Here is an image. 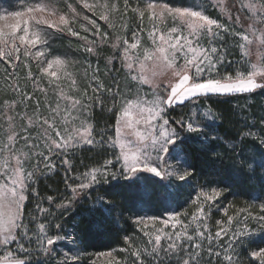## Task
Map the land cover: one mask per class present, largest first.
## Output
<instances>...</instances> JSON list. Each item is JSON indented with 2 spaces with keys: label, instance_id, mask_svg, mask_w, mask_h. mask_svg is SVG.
Masks as SVG:
<instances>
[{
  "label": "snow or ice",
  "instance_id": "6c2138e0",
  "mask_svg": "<svg viewBox=\"0 0 264 264\" xmlns=\"http://www.w3.org/2000/svg\"><path fill=\"white\" fill-rule=\"evenodd\" d=\"M83 6L93 13L101 9L100 18L105 21H110L112 15L120 13L119 4L109 0H105L103 4H89L84 0ZM68 7L75 12L71 4ZM129 7V0H124L125 13ZM221 7H223L222 0ZM243 9L248 10L250 23L244 32H240L231 26L241 23L240 15H236L233 20L232 15L229 14L228 24H225L220 19L206 14V9L199 5L176 7L164 0H138L137 5L131 10L141 20V27L131 31V40L127 36H118L116 42L112 44L115 53L108 60L113 66L114 61L119 60L127 72V77L135 82L134 88L128 89V96L121 94L117 81L113 82L114 88H105L100 81L97 66L92 73L93 82L88 85L92 89V96L88 95L87 89L79 98L60 90L55 107L51 102L48 103L47 115L41 114L40 101L36 100L34 116L27 117L28 127H22L23 134L17 131L11 122L9 123L7 142H0V264H51L53 258H59L56 245L61 241L70 240L74 246L83 243L76 235L78 224L72 225L71 235L67 232L61 235L63 226L60 223L55 225L57 231L54 234H49L50 225L45 223H38L36 229H30L29 224L38 220L35 215L29 223H25L28 189L34 183L36 172L41 170V164L44 169L55 170L54 157H63L62 164L69 166L65 170L67 176L71 170L69 153L74 149L84 145H88L91 149L105 143L109 148L118 149L114 153V159L105 160L101 167L87 169L80 175L74 176L72 182L66 178L65 185L70 195H66L64 201L57 203L53 197H48L49 205L55 204L56 209H62L64 213L83 199L85 190L111 184L113 181L116 182L113 186L116 194L121 196L128 194L135 198L134 203L150 197L157 185L166 187L162 182L173 176L180 181L188 182V178L195 172V167L187 162L188 145L207 144L219 139L218 136L213 135L218 131V127H214L217 124L216 114L210 106L203 112L197 106L201 97L207 100L212 96L254 93L257 89L264 91V57L259 58L257 63L247 64L244 70L238 66L234 73L220 70L225 62L226 49L222 44L218 45L217 41H224L226 35L232 36L234 40L238 38L237 46L241 51L242 59L249 55L248 45L254 42L249 32L255 35L260 31L261 34L255 36V40L259 41L260 45H264V0H246L240 3L238 11ZM33 13L41 15L37 17L32 15ZM44 13L56 14L55 8L44 0L30 4L23 11L7 13V16L16 18V23L5 25L7 31L0 28V61L15 69L23 49L25 57H31L40 65L41 74L59 79L58 73H60L71 81V89L78 91L76 79L67 71L69 65L66 59L57 57L46 60L47 53L43 48L47 44L48 33L40 25L61 31L66 28L73 36H79V33L69 26V20L65 15L59 16L60 24L64 26L60 28L45 19ZM145 16L151 22V29L148 31L150 47L144 46L140 38ZM5 18L4 14H0V20ZM169 18L173 21V26L166 29L161 27V23ZM84 19L87 20L88 17L85 16ZM89 22L96 27L95 21ZM257 24L261 25L260 29H257ZM109 26L114 27L111 23ZM85 31L88 29L85 28ZM97 32H99L98 28ZM107 35L105 33L101 38L102 43L107 41ZM205 37L207 43L203 44L202 40ZM38 45L41 46L40 49L33 53L32 49H36ZM85 51L93 54L95 43L89 42L85 46ZM45 60L46 67L43 66ZM149 62L147 71L150 75L145 74V67ZM54 65L57 71H50ZM137 68L138 74H136ZM28 77L38 86L37 78L32 77L30 71ZM157 77H167L168 83L162 85ZM145 84L151 87V92H143ZM49 86L60 87L58 84L54 85L53 81H49ZM11 87L20 97V103L33 99L32 94L22 93L18 84ZM39 90L45 91L43 88ZM105 91L113 97V107L108 111L114 112L116 117L115 137L109 135L105 140L104 134L101 133L100 139L97 140L93 134L94 128L89 123L88 114L96 106L103 109L104 100L101 97ZM185 101H191L194 106L190 114L186 117L181 115L178 119L171 118L168 113L177 105H183ZM117 104H119L118 110ZM5 105L14 108L17 101L15 99L11 103L6 101ZM134 113L138 117L135 123H143L145 126L143 133H136L140 141L137 147H132L130 142L125 141L122 133L123 128L133 126ZM11 120L12 118L9 117V121ZM261 123L264 124V118H261ZM33 127L37 129L35 135L30 131ZM242 135L250 136L253 133L249 131ZM33 159L36 160L34 165L31 164ZM252 164L264 169V152L259 154V159L253 158ZM26 165L32 170H28ZM249 170L254 171V168L249 165ZM144 173L151 175L145 176ZM121 180L124 183L121 184ZM224 191L225 188L218 186L211 187L210 191L207 184L201 186L190 201L192 205L197 206V212L193 214L188 224H183L177 219L176 223L171 224L173 229L171 232L165 229L169 227V220L178 217L179 213H169L168 220L160 219L164 227L155 229L154 235L152 231L145 229H148L149 221L155 222L159 218L137 216L135 222L137 225H144L141 231L148 237V245L151 247L136 248L131 252L135 257V264H144L145 256H151L154 264H164L165 259L170 264L173 256L178 258L177 264H199L203 242H208L207 252L211 258L214 252L213 241H224L225 237H227L226 243L215 245V248L220 249L215 251V257L219 258L223 254L225 264H240L237 245L242 246L245 241H252L255 235L254 230L249 227V219L255 221L260 231L264 233V203L260 204L259 215L247 212L242 219L228 216L227 227L224 226V221L218 220L219 227L213 236L207 223L204 222L206 219L204 205L208 204L210 208L224 195ZM33 192L38 195L34 189ZM97 207L102 209L103 213H108L109 201L105 197L98 199L97 206L93 207L89 219L85 221L86 229L98 227V223L91 219ZM36 211L40 216H44L49 209L37 204ZM224 213L227 215V209H224ZM237 215L239 216L240 213ZM234 224L235 229L232 227ZM178 225H181V230H177ZM193 225L194 230L190 233ZM164 240H167L166 246L162 242ZM125 243L132 247L127 236ZM12 245H15V249L11 247ZM41 253L46 259H37L34 262L33 255L39 257ZM246 255L251 258L249 264H257V262L264 264V247H258V250L254 247ZM79 259L78 253L67 248L59 264H72Z\"/></svg>",
  "mask_w": 264,
  "mask_h": 264
},
{
  "label": "rangeland",
  "instance_id": "374dc122",
  "mask_svg": "<svg viewBox=\"0 0 264 264\" xmlns=\"http://www.w3.org/2000/svg\"><path fill=\"white\" fill-rule=\"evenodd\" d=\"M36 2H39V0H0V14H4L6 18L4 20H0V28L7 31L5 28V25L16 23V18L7 16V13L12 11H23L24 8L29 6L30 4H34ZM46 3H50L52 7L55 8L56 14L55 15H48L47 13H44L45 19L51 21L53 24L58 25L60 28H64L63 25L60 24L59 16L65 15L66 18L69 20V26L73 29V31L78 32L79 36H73L71 35L66 28H64L63 31L57 30V28H49L47 25H40L41 28H43L47 33V44L43 48V50L47 53L46 60L47 59H54V58H62L66 59L68 61V68L67 71L71 72L73 77L77 81L76 89H71V81L67 78H65L62 74L58 73L60 76L59 79L55 77H50L47 75H43L40 73L39 68L40 65L37 63L36 60L32 59L31 57H25L23 55V49L20 53V60L17 62L18 66L13 69L11 65H6L4 62L0 61V142H7V135H8V125L11 122L17 131H20L22 133V127H28L27 123V117L34 116V108L36 105V100L38 99L40 101V109L42 115H47V105L49 102H51L52 106L55 107V103L57 100V94L60 90H63L66 94L73 95L74 97L79 98L80 94L84 92L85 89L88 91V95L92 96V89L88 87L90 83L93 81L91 80L92 73L95 71L97 66L99 67L100 63L103 62L102 66L106 67L109 73L104 71H100L99 67V76L100 81L104 84L105 88L113 87L114 88V81L119 82L120 92L123 96H128V89L134 88L135 82L130 81V79L127 77L126 70L122 67L119 60L114 61V67H111L108 63V60L114 55L115 49H113L112 44L116 42L117 37H125L129 40H131V31H136L141 27V20L135 14L131 9L135 7L138 3V0H129L130 7L127 10V12H124V0H109V2H115L119 4L120 7V13L114 14L111 16L110 21H105L100 18L101 9H97L95 13L89 11L88 9L84 8L83 3L84 0H44ZM89 4H96L100 3L103 4L105 0H86ZM246 2V0H222L223 7H221V0H188L187 3H183V5H180L178 3H169L171 6H190V5H199L206 9V14L210 15L213 18H218L222 23L228 24V16L229 14L232 15L233 20L235 19L236 15L241 16V23L238 25H231L232 27H235L237 31L244 32L250 21L248 20V16L250 15L248 13L247 9L239 10L240 3ZM71 4L72 8L75 9V12L72 11L68 7V5ZM32 15H35L39 17L40 13H33ZM87 16L88 19L85 20L84 17ZM26 18V17H25ZM89 21H95L96 27H93V25ZM114 25V27H110L109 24ZM126 27H123V26ZM163 28L171 27L173 26V21L171 18H169L166 22L161 23L160 25ZM257 29L261 28V25H256ZM85 28L88 29V31H85ZM97 28L99 29V32H97ZM151 29V22L147 19V16H145L143 20V32L140 33V38L144 42V46L150 47L151 41L148 39V31ZM107 33V41L103 42L101 41V38L104 36V34ZM250 37L253 38V43L248 45L249 49V55L247 57L241 58V51L239 47L237 46L238 38L234 40V38L230 35H226L224 41H217V44H222L223 48L224 42L228 43L230 41V48L232 47V50L234 52H231L228 54V51L226 49L225 54V62L221 66L220 70L221 72L228 70L230 72H235L238 66L241 67V70H244V68L247 66V64L250 63H257L258 59L261 57H264V45H260L259 41L255 40V36H259L261 33L260 31H257L255 35H253L251 32L248 33ZM68 38L66 41V45L60 46V42L63 41L61 38ZM89 42L95 43V51L93 54H89L87 51H85V46ZM203 44L207 43V38L205 37L202 40ZM40 45L37 46L36 49H32L33 53L36 50L40 49ZM142 51V49H141ZM45 59V58H42ZM46 60L45 64L43 66L46 67ZM106 66H105V65ZM110 66V67H109ZM150 66L146 65L145 67V74L150 75L148 73L147 69ZM112 68V69H111ZM102 70V69H101ZM29 71L32 74V77L37 78V85H34L33 80L28 77ZM50 71H57V67L54 65ZM139 73V69L137 68L136 74ZM42 77V79H41ZM161 84H167L168 78L167 77H157ZM49 81H53L54 85H59V88H56L54 86H49ZM18 84L21 92H26L28 94L33 95V99L26 101V103H20V97L13 91L11 85ZM45 89V91H40L39 89ZM84 88V90L82 89ZM151 87L148 84L143 85V92H151ZM134 94V93H133ZM102 97L108 98L110 101H113V97L110 93L105 91L102 94ZM15 99L17 101V105L14 108L6 107L5 102L8 101L11 103V101ZM119 99V98H117ZM110 108L113 107V102L109 104ZM119 108V104H117V110ZM109 109V108H108ZM193 109V108H192ZM192 111V110H191ZM201 112L204 110L200 109ZM109 112V111H108ZM9 117L12 118L11 121H9ZM89 123L92 124L94 128V136L97 140L100 139V134H104V139L107 140V137L110 135L107 131H101L98 132L96 130L95 122L93 121L90 112L88 114ZM138 117L136 114H133L132 120H133V126L131 128H123V139L125 141L130 142L132 147H137L140 145V141L136 135L137 132L143 133L145 131V126L143 123L136 124L135 120ZM116 119V117H115ZM79 121H77V124ZM31 134L35 135L37 132L36 128L30 129ZM115 137V126H114V132L111 135ZM18 146H20L18 144ZM83 147H89L88 145H84ZM83 147H79L75 150L81 149ZM92 148H99L106 152L105 159L102 160V162L95 166V167H101L104 164V161L107 159H114V153L118 151V149H112L107 146L105 143L104 145H96ZM70 154V153H69ZM62 159L63 157H54L53 162L55 163L56 167L55 170L51 169H44L43 164H41V170L36 172L35 176L42 175L45 172L48 171H57L59 166H62ZM36 163V160L33 159L31 161V164L34 165ZM170 163L175 164V161H170ZM26 167H28L26 165ZM93 168V167H91ZM28 170H32L31 167H28ZM180 170H183V167H180ZM83 173V172H82ZM81 173H75L72 174V176L69 179V182H72V178L74 176L80 175ZM145 176H150L151 174L144 173ZM110 179V178H109ZM159 179V178H156ZM35 181V177H34ZM123 181V180H121ZM78 182V181H77ZM115 182V181H113ZM35 183V182H34ZM34 183L32 184L31 188L28 189V199L30 194L33 193L32 187H34ZM164 185H166V192H175L180 183H185L184 181L178 180L175 176L168 178L162 182ZM201 185L193 187L192 192L190 193L189 197L186 201H184L183 207H176L175 205L169 206L166 204L164 205V208L161 210L162 212L160 214L151 213L145 210L139 211L136 215L132 217V222L135 225V235L133 242H130L132 247H129V244H125L126 246L121 247L118 250H108V251H102L92 254L88 257L87 262L90 264H117V261L119 264H129L131 262H135V257L131 255V252L135 250L136 248H145L148 247L150 249V245H148V237L144 235V232L141 231L142 228H144V225H137L135 222V218L137 216H156L159 219H157L155 222L149 221L148 222V231H152L153 235L155 234V229L157 228H163L164 226L160 223V219L168 220L169 213L176 212L180 215L178 217H174L173 219L169 220V227L165 229L168 232L173 231L171 228V224L176 223V220L182 221L183 224H188L189 221L192 219V216L194 213L197 212V206H194L191 204V199L195 196L196 191H199ZM89 190H85L84 193V199L88 198L87 193ZM210 191V189H209ZM70 194V193H69ZM166 197V195H164ZM33 197H35L33 195ZM66 197L62 199L55 200L57 203H60L65 200ZM203 200V198H201ZM219 200V199H218ZM29 205V209L26 210L25 208V223H29L32 220V216H29L30 210H33L34 212L38 213L36 211L37 204H40L42 207L49 209V212H51L52 209H56L55 204L49 205L48 198L45 199L43 203L33 202V201H26ZM264 203V193L262 195V198L259 199L256 197V199H253L250 201V203H241V204H226L222 203L220 205L219 201H216L214 204L211 205L209 208L208 204L204 205V210L206 213V219L204 222L207 223V226L211 232V234L214 236L215 232L218 230L217 221L222 220L225 222L224 226L227 227V217L233 216L234 219H242L243 215H245L247 212H251L253 215H259L260 214V204ZM72 207H74V204L68 208L67 212L64 213L63 210H55V213L53 215V218H58L59 220L54 223L52 217H50V213L48 212L44 216H40L38 213V220L34 223H30L29 227L30 229H36L38 223H45L46 225H50L48 228L49 234L56 233L55 225L57 223L62 224L63 226V232L60 234L63 235L64 232L69 233V235L72 234V231L69 227H66V218L69 216V210H72ZM33 208V209H32ZM224 209H227V215L224 213ZM246 210V211H241ZM61 211V212H58ZM63 213V214H62ZM240 213L238 216L237 214ZM217 216V217H215ZM215 217V218H214ZM242 227V225H240ZM233 229H235L236 225L234 224ZM249 227L252 228L255 232V235L253 236L252 240L257 241L260 240L256 245H252L248 252L253 250L255 247L258 250V247H264V233L260 231L258 226L256 225L255 221H252L249 219ZM177 230H181V225L177 226ZM194 230V225L190 229V233ZM137 241V242H136ZM227 237L224 238V241H213V247L214 252L213 256L210 258L209 254L207 252L208 248V242H203V251L201 252V258L199 260V264H225L223 261V254L217 258L215 257V251H219L220 249L215 248V245L217 243H226ZM165 246L167 244V240L162 241ZM199 242V241H196ZM187 243V241L185 242ZM238 246V245H237ZM13 249H15V245L11 246ZM57 252L59 253V258H53L51 260V264H59L60 259L63 258V253L65 249L71 248L73 252H76L79 254L77 249H75L74 245L70 240H64L61 241L59 244L56 245ZM237 248V247H236ZM122 249H127L126 251H123ZM100 253H104V255H99ZM108 253H111V255H108ZM247 252H245V260L243 264H249V260L251 259L249 256L246 255ZM80 255V254H79ZM37 259H46V257L41 253L39 257H37L35 254L33 255V261L35 262ZM177 257L173 256L172 260L176 262L177 264ZM167 260V259H166ZM144 264H154L153 259L151 256H145L144 257ZM258 264V262H257Z\"/></svg>",
  "mask_w": 264,
  "mask_h": 264
},
{
  "label": "trees",
  "instance_id": "16d2710c",
  "mask_svg": "<svg viewBox=\"0 0 264 264\" xmlns=\"http://www.w3.org/2000/svg\"><path fill=\"white\" fill-rule=\"evenodd\" d=\"M188 0H164L167 3H178L183 5ZM60 46L66 45L68 38H61ZM230 41L224 42V46L228 54L234 52L232 47H228ZM100 63V71L109 73L106 67ZM105 65V64H104ZM114 67L113 64H109ZM106 66V65H105ZM109 66V67H110ZM102 69V70H101ZM112 69V68H111ZM84 90V88H82ZM104 107L96 106L90 111V115L95 122L98 132L107 131L110 135L114 132L115 114L108 112L110 101L106 97ZM200 109L205 110L209 106L217 117L218 131L213 133L219 137L216 141L207 144L191 143L186 149L187 162L195 167L193 176L188 178L187 183H180L175 192H166V188L156 186V190L150 197L144 198L139 202H133L134 197L128 194L117 195L111 184H104L90 189L87 193L88 198H83L74 204L72 210H69V216L66 218V227L71 231L73 224H78L77 238L83 241L77 244L75 249L80 254L78 261L72 264H90L87 262L89 256L94 253L118 250L125 244V237L130 238V242H135V225L132 217L139 211L145 210L151 213L160 214L164 205H175L177 208L183 207L184 201L187 200L192 188L207 184L209 189L213 186L225 188L224 195L219 198L220 205L222 203L234 204L250 203L251 200L262 198L264 193V169L258 165L252 164V159H259V154L264 152V124L261 118H264V91L257 89L254 93H233L228 96H212L205 100L201 97L197 105ZM193 104L191 101H185L183 105L174 107L168 115L173 119L185 117L190 114ZM253 133L250 136H243L244 132ZM106 157V152L99 148L83 147L81 149L70 152L69 160L71 170L67 173L68 165L59 166L57 171H48L42 175L35 176L34 190L38 195L30 194L28 202L43 203L49 196L54 200L62 199L66 195H70L66 189L65 179L68 180L75 173H82L91 167L99 165ZM249 165L254 171L249 170ZM124 183V181H120ZM33 195L35 197H33ZM166 195V197L164 196ZM105 197L109 201V212L103 213L102 209L97 207L91 219L98 223V227L92 229L85 228V221L89 219V214L94 206H97L99 198ZM26 210L29 209L26 203ZM52 208V206H51ZM33 209V208H32ZM56 209H52L50 217L56 223L58 218H53ZM62 210V209H61ZM61 212V211H58ZM38 217V213L30 210L29 216ZM217 217V216H215ZM214 217V218H215ZM137 242V241H136ZM260 240L245 241L243 245H238L236 251L239 253L238 260L243 264L245 252H248L250 245H256ZM129 264H135L131 262ZM164 264H169L168 260H164ZM170 264H176L171 259Z\"/></svg>",
  "mask_w": 264,
  "mask_h": 264
}]
</instances>
